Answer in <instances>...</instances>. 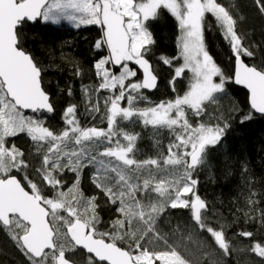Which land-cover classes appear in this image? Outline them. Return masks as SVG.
<instances>
[{
  "label": "snow or ice",
  "instance_id": "obj_1",
  "mask_svg": "<svg viewBox=\"0 0 264 264\" xmlns=\"http://www.w3.org/2000/svg\"><path fill=\"white\" fill-rule=\"evenodd\" d=\"M253 3L264 15V0ZM164 13L175 19L179 34L176 54L161 55L159 61L172 70L173 92L178 79L189 83L182 95L151 103L144 90H156L159 81L151 22ZM209 16L235 58L231 76L207 49ZM241 19L221 0H0V229L27 264H77L74 257L81 250L88 254L87 264H220L217 253L227 258L237 252L264 262V235L235 233L250 241L238 246L219 218L213 226L196 176L207 149L230 127L208 112L227 94L229 81L248 91L251 111L241 122L253 112L264 115V65L246 62L255 58V47L241 33ZM37 21L99 28L93 48L107 54L93 62L97 85L81 91L86 112L99 114L106 128L82 126L75 103L63 111L65 128L45 126L44 114L55 107L43 85L44 69L23 41L24 26ZM75 71L81 75L78 67ZM102 91L107 95L101 100ZM66 95H72L71 88ZM122 122L166 129L171 139L162 153L139 159L138 134L126 131ZM20 134L40 156L39 167L31 171L25 152L10 142ZM86 169L92 170L98 195H85L81 187ZM65 173L73 175L71 184ZM247 187L239 212L264 228V209L257 214L251 180ZM100 197L114 213L107 230L100 229ZM177 209L188 213V222L168 218Z\"/></svg>",
  "mask_w": 264,
  "mask_h": 264
},
{
  "label": "trees",
  "instance_id": "obj_2",
  "mask_svg": "<svg viewBox=\"0 0 264 264\" xmlns=\"http://www.w3.org/2000/svg\"><path fill=\"white\" fill-rule=\"evenodd\" d=\"M221 2L233 7L235 14L242 18L239 29L255 47V58H246V62L255 63L257 66L264 65V15L259 13L253 0ZM208 21L212 26L205 32L207 49L225 74L231 76L235 69V58L211 16L208 17ZM151 25L156 40L152 62L157 70L159 83L154 92L144 90V95L150 101L173 99L175 95L184 93L189 81L185 78L178 79L176 91L173 92L168 83L172 78V70L162 64L159 57L161 55L171 57L176 54V40L179 34L177 22L170 14L164 13L159 19L151 22ZM24 27V47L43 67V85L51 94L55 107L54 113L44 114L47 117L46 124L55 131L65 128L63 111L68 104L75 103L78 105L77 116L82 126L106 128V122H102L99 114L93 117L86 112L85 98L81 91L82 86L94 88L97 85L93 62L101 55L107 54L106 50L100 52L93 48L94 42L100 36L99 28L91 25L76 29L67 23L55 25L40 21L28 23ZM77 67L81 71L80 76L76 75ZM68 88L72 90L71 96L66 95ZM226 88L227 94L218 103L209 105L208 112L215 111L216 114L222 115L230 127L226 129L217 146L207 149L206 161L196 173L199 179L198 192L210 206L213 226H216V218H219V223L226 226L228 238L238 246H246L250 241L236 236L235 233L253 231L257 238L264 235V228L247 220L239 212L244 207L248 193V180H251L259 200L257 214L259 209H264V115L253 112L251 119L241 122L242 117L251 111L248 105V92L231 81L227 83ZM98 95L102 100L106 92L102 91ZM121 127L138 134L139 159L155 157L162 153L163 147L171 139L168 130L164 129L155 135L149 126L145 127L140 122L135 124L122 122ZM11 140L24 150L30 164L29 170L38 168L40 156L30 155L32 145L30 138L20 134ZM90 176L86 169L82 175L81 187L85 195H98ZM65 179L70 183L73 175L65 173ZM100 203L102 218L100 229L107 230L114 213L103 197H100ZM168 218L180 223L188 222L190 219L188 213L180 209L170 210ZM204 238L207 239V234H204ZM216 255L220 264H264L261 258L247 252H237L227 258H220L219 253ZM74 258L80 263L87 259V254L81 250ZM0 264H27L24 256L17 251L3 229H0Z\"/></svg>",
  "mask_w": 264,
  "mask_h": 264
},
{
  "label": "rangeland",
  "instance_id": "obj_3",
  "mask_svg": "<svg viewBox=\"0 0 264 264\" xmlns=\"http://www.w3.org/2000/svg\"><path fill=\"white\" fill-rule=\"evenodd\" d=\"M62 23H67V24H69V25H71V26H73L71 23H69V22H67V21H63ZM61 23V24H62ZM106 95H107V93H106ZM162 100H167V99H162ZM148 101H150V100H148ZM148 101H146V102H142L141 104H140V107H145V106H147V104H148ZM161 100H157V101H150L151 103H158V102H160ZM212 106V105H211ZM212 109V108H211ZM32 113H26V115H31ZM209 114L212 116V117H220V118H222L223 119V117H222V115H219V114H216V112L215 111H211V112H209ZM225 120V119H224ZM45 126L46 127H49L47 124H46V120H45ZM50 128V127H49ZM149 128L151 129V131L155 134V135H158V134H160L164 129H159V130H157V129H154V128H152L151 126H149ZM51 129V128H50ZM53 130V129H52ZM55 131V130H54ZM60 131V130H59ZM24 136H26V137H28L27 135H25V134H23ZM10 142L11 143H13L12 142V140H10ZM15 144V143H14ZM31 150H30V155L31 156H36L37 155V152H36V149H35V146H34V143L31 141ZM16 145V144H15ZM17 146V145H16ZM158 146V145H157ZM18 148H20L19 146H17ZM21 149V148H20ZM22 151H24L23 149H21ZM33 156V157H34ZM87 171L89 172V174H91V169H87ZM68 184H71V182L70 183H68Z\"/></svg>",
  "mask_w": 264,
  "mask_h": 264
},
{
  "label": "water",
  "instance_id": "obj_4",
  "mask_svg": "<svg viewBox=\"0 0 264 264\" xmlns=\"http://www.w3.org/2000/svg\"><path fill=\"white\" fill-rule=\"evenodd\" d=\"M159 83V81H158ZM240 87L244 88L243 86L239 85ZM245 89V88H244ZM148 92H154L155 90H146ZM248 92V91H247ZM26 113H31L30 111H26ZM77 264H87V263H77Z\"/></svg>",
  "mask_w": 264,
  "mask_h": 264
},
{
  "label": "flooded vegetation",
  "instance_id": "obj_5",
  "mask_svg": "<svg viewBox=\"0 0 264 264\" xmlns=\"http://www.w3.org/2000/svg\"><path fill=\"white\" fill-rule=\"evenodd\" d=\"M86 253V252H85ZM87 254V253H86ZM88 256V254H87ZM80 263H87V259H84V261H81Z\"/></svg>",
  "mask_w": 264,
  "mask_h": 264
}]
</instances>
